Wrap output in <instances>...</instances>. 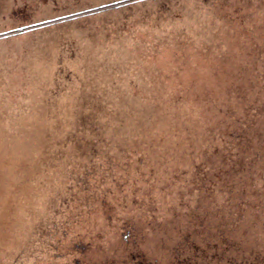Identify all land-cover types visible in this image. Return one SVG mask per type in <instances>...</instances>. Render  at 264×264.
I'll list each match as a JSON object with an SVG mask.
<instances>
[{
  "label": "rangeland",
  "instance_id": "rangeland-1",
  "mask_svg": "<svg viewBox=\"0 0 264 264\" xmlns=\"http://www.w3.org/2000/svg\"><path fill=\"white\" fill-rule=\"evenodd\" d=\"M141 255L264 264V0H0V264Z\"/></svg>",
  "mask_w": 264,
  "mask_h": 264
},
{
  "label": "trees",
  "instance_id": "trees-1",
  "mask_svg": "<svg viewBox=\"0 0 264 264\" xmlns=\"http://www.w3.org/2000/svg\"><path fill=\"white\" fill-rule=\"evenodd\" d=\"M200 164H197V166H196V169L195 170H198V171H201V168H200ZM194 168H195V165H194ZM170 196H174V195H170ZM117 221V220H116ZM118 222V221H117ZM122 226H124V229H128L129 228V224H126V223H121L119 226H118V229H120V230H123V227ZM124 231V230H123ZM128 231V230H127ZM124 239H125V242H123L125 245H126V247H127V249L130 251V249H132L131 248V246H128L129 244L126 242V240L127 239H129V237H123ZM131 239H133V237L131 238ZM131 241V240H130ZM134 241H135V239H134ZM129 242V241H128ZM223 243V245H222V247L223 246H225V243L223 242V241H220V243ZM77 246H79V245H77ZM194 247V246H193ZM199 249H201V247H198ZM194 249H196L195 247H194ZM201 256V255H200ZM219 257V256H218ZM220 260H222L221 258H220ZM137 262H136V264H149V261H148V258L147 257H143V255H141V256H139V258H138V260H136Z\"/></svg>",
  "mask_w": 264,
  "mask_h": 264
}]
</instances>
